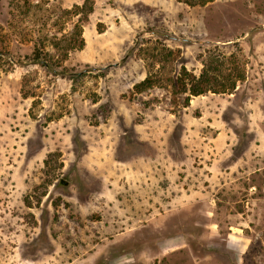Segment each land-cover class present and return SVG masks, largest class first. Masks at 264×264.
<instances>
[{"label": "rangeland", "instance_id": "1", "mask_svg": "<svg viewBox=\"0 0 264 264\" xmlns=\"http://www.w3.org/2000/svg\"><path fill=\"white\" fill-rule=\"evenodd\" d=\"M0 264H264V0H0Z\"/></svg>", "mask_w": 264, "mask_h": 264}, {"label": "trees", "instance_id": "2", "mask_svg": "<svg viewBox=\"0 0 264 264\" xmlns=\"http://www.w3.org/2000/svg\"><path fill=\"white\" fill-rule=\"evenodd\" d=\"M188 6H204L208 3L213 2V0H182ZM86 6V3L82 7L74 6L71 10H67L68 13L77 15L79 11ZM77 34L81 36L82 30L81 27L75 26ZM84 41L81 38L79 45L72 44L67 50L72 49H82ZM48 57V54H47ZM46 54L45 56L39 50H34L32 54V60L34 63H40L46 68L50 66L47 61ZM66 57V54H65ZM222 58L218 61L217 59H208L204 60V67L198 75H194L186 71L184 68L181 69L177 77L172 82V96L176 97L179 94H187L184 99L183 106L186 107L189 104L190 97H197L205 95L207 93L213 94H231L238 82H242L245 79V68L240 64L239 58L230 54L229 56ZM65 59V58H64ZM228 64H230L228 66ZM227 65V66H226ZM69 75V74H68ZM79 73L73 75L70 74V77L78 76ZM153 86L150 78H145L142 82L136 84L134 89L141 93L147 89H150ZM47 163L45 164V166Z\"/></svg>", "mask_w": 264, "mask_h": 264}, {"label": "water", "instance_id": "3", "mask_svg": "<svg viewBox=\"0 0 264 264\" xmlns=\"http://www.w3.org/2000/svg\"><path fill=\"white\" fill-rule=\"evenodd\" d=\"M60 184H63V185H65V186L67 185V183L64 182L63 180L60 181Z\"/></svg>", "mask_w": 264, "mask_h": 264}]
</instances>
